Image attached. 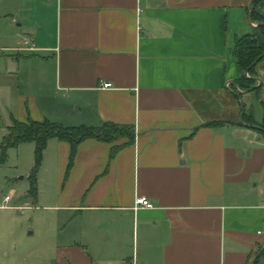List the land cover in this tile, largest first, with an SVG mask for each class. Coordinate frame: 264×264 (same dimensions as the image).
Wrapping results in <instances>:
<instances>
[{"label":"crops","instance_id":"obj_1","mask_svg":"<svg viewBox=\"0 0 264 264\" xmlns=\"http://www.w3.org/2000/svg\"><path fill=\"white\" fill-rule=\"evenodd\" d=\"M252 1L0 0L3 127L134 133L82 142L69 172V145L48 141L61 264H264V136L231 92ZM253 79L264 102V59Z\"/></svg>","mask_w":264,"mask_h":264},{"label":"rangeland","instance_id":"obj_2","mask_svg":"<svg viewBox=\"0 0 264 264\" xmlns=\"http://www.w3.org/2000/svg\"><path fill=\"white\" fill-rule=\"evenodd\" d=\"M238 91L242 90H231L237 98ZM242 100L246 107L244 97ZM260 101V95H251L249 103L252 102L253 110L246 119L249 123L261 124ZM230 103V100L226 102ZM6 134L7 129L0 121V264H61L57 239L63 215L56 207L55 166L42 157L35 174L33 196L29 177L35 166L34 145L23 143L7 149L3 161L1 153ZM8 196L10 199L5 203L4 198Z\"/></svg>","mask_w":264,"mask_h":264},{"label":"trees","instance_id":"obj_3","mask_svg":"<svg viewBox=\"0 0 264 264\" xmlns=\"http://www.w3.org/2000/svg\"><path fill=\"white\" fill-rule=\"evenodd\" d=\"M251 22L256 26L252 27L250 34L238 38L234 46V57L243 76L236 82L237 88L259 95L261 85L254 89L256 82L253 79L256 66L264 59V0H253L251 4ZM262 108V121L260 125L249 123L244 113L243 122L251 126L256 125L264 130V102L260 101ZM245 111V110H244ZM212 123L207 124L210 126ZM125 139L124 145L133 143V129L125 126H117L111 123H103L97 127H65L59 123L49 120L33 121L27 119L25 122L14 120L12 126L7 129L4 137L2 160L6 158V151L15 148L23 143L34 145L35 166L30 175L31 193L35 196L36 179L35 174L42 161L43 153L49 140L65 142L69 145V156L67 172L72 167L77 147L86 140H96L107 144H113ZM121 146H113L109 158L112 159ZM264 254V251L262 252Z\"/></svg>","mask_w":264,"mask_h":264},{"label":"water","instance_id":"obj_4","mask_svg":"<svg viewBox=\"0 0 264 264\" xmlns=\"http://www.w3.org/2000/svg\"><path fill=\"white\" fill-rule=\"evenodd\" d=\"M251 6V5H250ZM249 21L251 22V7H250V9H249ZM256 26V25H255ZM254 26V27H255ZM260 86V83H258V85H256L255 87H254V89H256V88H258ZM234 90H237V86L234 84ZM246 93H248V91H238V94H237V96H239L238 97V100H239V103H240V122L244 125V126H248L247 124H245L244 122H243V117H244V110H245V106H244V103H243V100H242V95L243 94H246ZM251 128H256V127H254V126H250ZM257 129V128H256ZM255 263V259L253 260V262H252V264H254Z\"/></svg>","mask_w":264,"mask_h":264},{"label":"built area","instance_id":"obj_5","mask_svg":"<svg viewBox=\"0 0 264 264\" xmlns=\"http://www.w3.org/2000/svg\"><path fill=\"white\" fill-rule=\"evenodd\" d=\"M108 87L109 85L107 84L103 85V88H108ZM9 199H10L9 196L5 197L4 202L7 203ZM139 208L149 209V208H152V205L147 199L139 197V198H136L134 201V210H138Z\"/></svg>","mask_w":264,"mask_h":264},{"label":"flooded vegetation","instance_id":"obj_6","mask_svg":"<svg viewBox=\"0 0 264 264\" xmlns=\"http://www.w3.org/2000/svg\"><path fill=\"white\" fill-rule=\"evenodd\" d=\"M254 127H256L255 129L260 133V134H262L263 136H264V130L261 128V127H259V126H256V125H253Z\"/></svg>","mask_w":264,"mask_h":264}]
</instances>
